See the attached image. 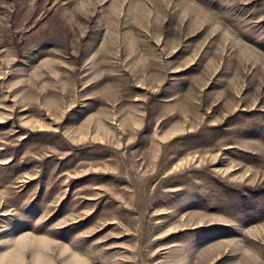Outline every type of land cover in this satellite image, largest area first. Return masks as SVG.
<instances>
[{
	"label": "rangeland",
	"instance_id": "rangeland-1",
	"mask_svg": "<svg viewBox=\"0 0 264 264\" xmlns=\"http://www.w3.org/2000/svg\"><path fill=\"white\" fill-rule=\"evenodd\" d=\"M0 264H264V0H0Z\"/></svg>",
	"mask_w": 264,
	"mask_h": 264
}]
</instances>
